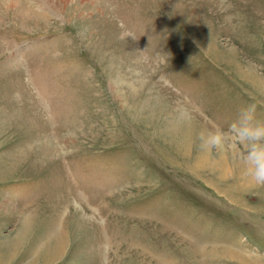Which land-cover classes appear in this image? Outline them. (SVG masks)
Instances as JSON below:
<instances>
[{"label":"rangeland","instance_id":"rangeland-1","mask_svg":"<svg viewBox=\"0 0 264 264\" xmlns=\"http://www.w3.org/2000/svg\"><path fill=\"white\" fill-rule=\"evenodd\" d=\"M263 90L264 0H0V264H264Z\"/></svg>","mask_w":264,"mask_h":264},{"label":"clouds","instance_id":"clouds-1","mask_svg":"<svg viewBox=\"0 0 264 264\" xmlns=\"http://www.w3.org/2000/svg\"><path fill=\"white\" fill-rule=\"evenodd\" d=\"M198 140L199 146L208 151L241 146L243 174L255 185L264 186V121L256 119L255 106L243 109L227 131L217 128L201 132Z\"/></svg>","mask_w":264,"mask_h":264},{"label":"bare ground","instance_id":"bare-ground-1","mask_svg":"<svg viewBox=\"0 0 264 264\" xmlns=\"http://www.w3.org/2000/svg\"><path fill=\"white\" fill-rule=\"evenodd\" d=\"M263 89V88H262ZM264 91V90H263ZM205 157L203 158H200L201 160L204 159ZM196 159V158H195ZM207 162V161H206ZM199 163V162H198ZM200 164V163H199ZM203 164V163H202ZM249 179V178H248ZM250 180V179H249ZM250 183V181H248ZM253 183V182H252ZM254 184V183H253ZM255 185V184H254Z\"/></svg>","mask_w":264,"mask_h":264}]
</instances>
